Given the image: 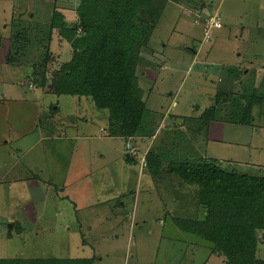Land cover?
I'll use <instances>...</instances> for the list:
<instances>
[{
  "label": "rangeland",
  "instance_id": "1",
  "mask_svg": "<svg viewBox=\"0 0 264 264\" xmlns=\"http://www.w3.org/2000/svg\"><path fill=\"white\" fill-rule=\"evenodd\" d=\"M79 5L0 0V260L224 264L212 245L175 224L194 215L197 189L186 193L167 170L202 159L264 177V82L256 81L264 72L251 71L264 68V0L167 1L137 69L146 104L139 166L126 163L135 156L131 142L109 136L108 112L87 97H58L53 75L42 90L26 79L28 67L51 75L71 58L58 29L52 39L48 33L60 16L72 29ZM216 14L221 28L205 42L206 21ZM246 81L245 90H234ZM253 93L258 102L245 118L238 109ZM221 96L215 116L227 125L225 140L208 143L203 135L213 121L200 130L198 119ZM149 150L164 160L158 179L145 163ZM33 180L38 201L26 183ZM32 201L38 221L5 223L6 213L19 214Z\"/></svg>",
  "mask_w": 264,
  "mask_h": 264
},
{
  "label": "trees",
  "instance_id": "2",
  "mask_svg": "<svg viewBox=\"0 0 264 264\" xmlns=\"http://www.w3.org/2000/svg\"><path fill=\"white\" fill-rule=\"evenodd\" d=\"M167 1L80 0L76 25L66 28L60 16L52 20L48 33L52 39L53 29H58L71 48V58L51 75L48 70L39 73L35 67L26 68V79L39 89L46 88L53 75L58 97H87L99 110L108 112L109 136L131 142L135 156L125 160L138 166L144 154L138 137L144 131L146 104L137 69ZM77 25L82 27L79 36ZM10 65L21 67L13 60ZM247 98L245 107L238 109L245 118L257 99L255 95ZM221 99L200 116V130L216 120ZM163 161L152 150L146 154L145 163L155 179L161 175ZM167 172L197 189L192 218L174 221L180 229L212 245L213 254L224 264H264V177L226 171L216 162L202 159L177 163ZM0 264H93V260L10 259L0 260Z\"/></svg>",
  "mask_w": 264,
  "mask_h": 264
},
{
  "label": "crops",
  "instance_id": "3",
  "mask_svg": "<svg viewBox=\"0 0 264 264\" xmlns=\"http://www.w3.org/2000/svg\"><path fill=\"white\" fill-rule=\"evenodd\" d=\"M242 69V68H241ZM252 71V73H254V74H256L257 76H260V77H262V75L260 74V73H262V72H264V68H262V69H260L259 71L258 70H251ZM231 73V72H230ZM232 73H236V72H232ZM245 77V76H244ZM259 80V83H258V85L257 86H261V84L264 82V80L263 81H261V79H256V81H258ZM261 81V82H260ZM243 83V82H242ZM242 83H240L239 82V84L238 83H236L235 82V85H234V90L235 91H243V90H245V87H246V85H247V83H248V81H246V83L245 84H242ZM254 86V85H253ZM253 95H255V93H253ZM252 95V96H253ZM257 101V99L255 100V102ZM258 102V101H257ZM228 103V102H227ZM222 105H223V103H221ZM246 104V103H245ZM224 106V105H223ZM239 106V105H238ZM214 107V106H213ZM232 109H231V114H232V112H233V107H231ZM220 112V111H219ZM201 116V115H200ZM218 120H216V121H213L212 123H211V125L208 127V129L205 131V135H203V136H205V139L208 141V143H211V142H219V143H224V140H225V133H226V129H225V126H227L226 124H224V123H222L221 121L220 122H217ZM232 123H235V122H232ZM234 134V133H233ZM110 140H117V139H110ZM119 140H121V139H119ZM121 141H123L124 143H125V141L124 140H121ZM123 154V153H122ZM16 168V166H14L10 171L12 172L14 169ZM9 174L10 173H8V175L4 178V179H7V177L9 176ZM36 181V180H35ZM34 180L33 181H30V182H26L27 183V185H29L30 187H31V193H32V197L34 196V198L36 199L35 201H38V196L39 195H41V193H35L34 194V191H36V189H37V187L36 186H38L37 185V182H35ZM184 187V191H186V193H187V190L189 189V188H192V187H188V186H185V185H183ZM39 187V186H38ZM38 189H40L41 190V187L40 188H38ZM39 190V191H40ZM41 192H42V190H41ZM42 195H43V193H42ZM35 202L34 201H32L30 204H26L23 208H22V210H21V212L18 214V213H6L5 214V217L3 218V220L5 219V223L7 224V225H10L11 227H14L15 225L16 226H18V224L20 223L19 221H17V219H25L26 220V222L25 223H27V220H29V218H31V217H35V219L37 220V215H38V213H37V211H36V209H35V204H34ZM185 204H186V206H187V203L185 202ZM33 206V207H32ZM30 207V208H29ZM23 213V214H22ZM61 212L58 210L56 213H55V215H56V217H60L61 216ZM21 216V217H20ZM20 217V218H19ZM23 217V218H22ZM38 221V220H37ZM2 224V222L0 221V225ZM21 225V224H20ZM9 234V233H8ZM9 238V237H8Z\"/></svg>",
  "mask_w": 264,
  "mask_h": 264
},
{
  "label": "built area",
  "instance_id": "4",
  "mask_svg": "<svg viewBox=\"0 0 264 264\" xmlns=\"http://www.w3.org/2000/svg\"><path fill=\"white\" fill-rule=\"evenodd\" d=\"M221 28V19L219 14H216L212 17H210L206 21L205 29H204V37H205V42L210 40V32L214 29H220ZM128 151L132 154L135 153V149L128 144Z\"/></svg>",
  "mask_w": 264,
  "mask_h": 264
}]
</instances>
